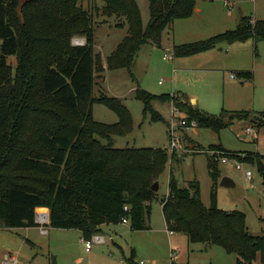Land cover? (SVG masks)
Here are the masks:
<instances>
[{
  "label": "trees",
  "instance_id": "1",
  "mask_svg": "<svg viewBox=\"0 0 264 264\" xmlns=\"http://www.w3.org/2000/svg\"><path fill=\"white\" fill-rule=\"evenodd\" d=\"M149 12L145 26L137 0H0V229L38 227V208L49 209L51 227L80 230L87 240L103 225L124 218L133 231L149 229L150 204L158 200L152 186L166 171L170 155L161 148H117L115 137L132 132L131 114L119 98L92 96L95 79L106 70L95 54V16L126 18L128 36L107 58V69L131 70L143 46L161 47L166 30L195 14L196 0H149ZM76 37L85 44L73 45ZM250 39L264 40V20L241 17L237 29L175 45L172 52L184 58ZM11 58L16 65L9 63ZM236 75L242 81L254 78L252 71ZM136 92L144 115L150 113L154 122L164 120L153 108L160 100L176 104L197 128L220 132L237 121L264 126V112L231 111L226 120L223 114L194 110L178 94ZM94 104L106 106L118 122L96 121ZM210 148L235 154L264 175V155L234 153L222 145ZM217 163L209 158L211 207L202 202L199 182L182 187L171 173L168 195L159 199L168 230L186 235L190 243L219 246L236 255L237 264L258 259L264 264V235L250 233L244 211L218 207L222 175Z\"/></svg>",
  "mask_w": 264,
  "mask_h": 264
},
{
  "label": "rangeland",
  "instance_id": "2",
  "mask_svg": "<svg viewBox=\"0 0 264 264\" xmlns=\"http://www.w3.org/2000/svg\"><path fill=\"white\" fill-rule=\"evenodd\" d=\"M137 1L147 26L150 20L149 0ZM226 1L228 0H196V8L200 13L195 14L193 19L176 21L175 29L172 27L173 29L165 31L161 47L145 45L137 55L131 70L106 69L102 77L98 75L95 79L93 98H119L132 117V132L124 137H115V146L161 148L167 150L170 155L167 169L159 180L158 200L151 202V212L147 218L150 230L133 231L129 224L123 223L102 226V231L93 237L101 234L107 242L94 243L92 249L87 251L85 243L81 241L84 236L80 230L53 228L49 223L45 226L47 234H42L39 226L21 231L0 229V255L14 253L20 264H53V258H56L57 264H237L236 255L228 254L219 246L190 243L184 234L171 236L174 241L170 244L159 199L167 197L168 181L172 173L182 187L193 181L199 182L202 202L211 207L212 179L208 162L209 158H212L213 149L210 146L222 145L226 150L239 154L264 155V126L251 121H237L220 132L199 127L188 130L179 127V123L188 118L187 114L176 104L175 107L172 106L173 102H153L154 110L164 119L154 122L150 113L144 115V104L136 97L138 89L153 96L186 93L189 97L199 100V105L191 104L194 110L198 109L216 117L223 114L226 120L230 118L228 112L231 111L264 112V40L257 43L253 40L238 43L234 45V49H229L228 45L222 47L221 51H218L223 60L219 63L220 71L208 72L210 75L182 72L185 66L177 65L175 57L172 61L164 60L166 54H173L172 48L175 45L206 40L225 31L237 29L241 17H250L253 21L264 20V0H229V6ZM101 5L102 2L99 6ZM95 22L97 25L94 47L107 64V58L128 36L129 27L125 17L109 18L101 13L95 16ZM76 39L84 38H74L72 43L75 46ZM236 51L244 54V61L228 62L227 57ZM9 63L16 65V60L11 58ZM240 64L254 65L257 69L259 93L252 102L240 100L239 97L231 98L238 94L243 82L239 79L231 80V74L234 73L232 68ZM248 70L254 72L252 69ZM233 82L235 85L231 87ZM182 98L188 100L183 96ZM174 109L176 112L172 113ZM93 113L98 122H118L117 115L102 104H94ZM248 127L254 128L257 139L247 134ZM174 129L176 132L173 135ZM173 136L181 140L182 149H170ZM262 162L264 164V159ZM217 164L222 177H230L236 185L235 188L219 187L218 207L229 212L238 209L244 211L250 233L255 236L264 235V175L256 166L244 164V170L239 171L230 165H222L219 162ZM246 171L252 172L251 180L247 179ZM40 211L45 210H37L38 213H41ZM47 212H50L49 209ZM178 248V259L173 263L171 251ZM254 264L262 263L258 259Z\"/></svg>",
  "mask_w": 264,
  "mask_h": 264
},
{
  "label": "crops",
  "instance_id": "3",
  "mask_svg": "<svg viewBox=\"0 0 264 264\" xmlns=\"http://www.w3.org/2000/svg\"><path fill=\"white\" fill-rule=\"evenodd\" d=\"M227 3V1H226ZM225 3V4H226ZM227 6H229V4L227 3L226 4ZM200 13V10H198L196 8V12L195 14L198 15ZM194 14V15H195ZM193 15V16H194ZM193 16L189 19H193ZM183 20H187V19H183ZM181 20V21H183ZM180 21V20H178ZM176 23V22H175ZM174 27H175V24H174ZM175 29V28H174ZM252 40V39H250ZM248 40V41H250ZM247 41V42H248ZM181 42V41H180ZM238 43H245V42H237V43H233V44H228V43H221L219 44L217 47H215L214 49L212 50H209V51H205L203 53H199V54H196V55H193V56H190V57H184V58H176L177 59V65H181V66H185L184 68V71L182 72H190L189 74H192V75H195V74H198L200 73L201 75L202 74H209L208 72H212V71H220L219 68H221V66H219V63H221L220 61H223L218 53V51H221V48L222 47H226L228 45L229 49H234L233 47H235L234 45L235 44H238ZM180 44V43H179ZM181 45V44H180ZM174 47V46H173ZM173 50V48H172ZM96 52V50H95ZM95 54H100L101 53H98L96 52ZM102 57V55H101ZM224 58V57H223ZM244 54H239L237 51L232 53L231 55H229V57H227V61L230 62V61H236V63H239V62H243L244 61ZM12 59H15V58H12ZM231 59V60H230ZM165 60V59H164ZM174 60V56L172 59H170V61ZM102 61H103V66L105 69H107V64L104 62L103 58H102ZM166 61V60H165ZM262 67H263V71H262V75H264V62L262 63ZM248 69H252L254 70L253 74H254V78L253 80H250V81H243L241 83V88H239V92L238 94H234L233 96H231V98L233 99H236L237 97L240 98V100H245L246 102H252V100H254L258 93H259V90H258V79H259V76L257 75V69L256 67L253 65V66H249V65H238L237 67H234L232 68V71L234 73L232 74H236L237 72H243V71H251V70H248ZM177 71H175V75H176ZM188 74V73H187ZM177 77V76H176ZM178 77L176 78V81H177ZM232 81L236 80V79H231ZM234 82L231 84V87H234ZM264 91V90H263ZM263 91H260V92H263ZM175 94H178L179 96H183L184 98H187L188 100H190V103L193 104V105H199V100L197 101L194 97H189L186 93H175ZM166 95V94H165ZM170 102V101H169ZM171 103V102H170ZM173 106V105H172ZM231 108H236V107H231ZM173 110V108H172ZM183 112V111H182ZM257 112V111H256ZM173 113V111H172ZM221 181V180H220ZM221 187V186H220ZM224 188V187H223ZM151 205V204H150ZM161 208H162V205H161ZM37 210H47V208H38ZM37 212V211H36ZM162 212H163V209H162ZM50 214V212H49ZM164 216V215H163ZM165 219V218H164ZM50 223V222H49ZM146 223H147V218H146ZM110 226L112 224H105L103 226ZM130 225V224H129ZM165 225H166V229L168 231V227H167V223L165 221ZM147 226H148V230L146 231H149L150 230V226L148 225L147 223ZM40 227V226H39ZM32 228V227H30ZM30 228H18V229H11V230H16V231H21V230H29ZM177 235V233H174L172 235L169 234V231H168V238L170 240V244L171 242H173V237L171 236H175ZM100 236H103L100 234ZM106 239V238H105ZM107 242V240H106ZM5 254H12V255H16L14 253H3L2 255H0V264L2 262V259H3V256ZM177 262V261H176ZM177 264V263H176ZM179 264V263H178Z\"/></svg>",
  "mask_w": 264,
  "mask_h": 264
},
{
  "label": "built area",
  "instance_id": "4",
  "mask_svg": "<svg viewBox=\"0 0 264 264\" xmlns=\"http://www.w3.org/2000/svg\"><path fill=\"white\" fill-rule=\"evenodd\" d=\"M75 44L77 46L84 45L85 44L84 39H76L75 40ZM172 58H173V54L172 53L171 54H166L164 56L165 60H170ZM231 79H238V77H237L236 74H231ZM170 95L174 96L175 94H170ZM173 106H174V104H173ZM173 112H176V109H174ZM179 127L186 128L188 130H193V129L197 128V123L194 122V121L193 122H189L188 118H187V119H183L179 123ZM253 129H254L253 127H248L246 129V132H247V134H250L252 136V138L257 139V136H256V134H255ZM175 132H176V130L174 129L173 130V135L175 134ZM181 147H182L181 146V140L178 137L173 136V139H172V141L170 143V149H172L174 151L175 149H180ZM186 151H188V150H186ZM212 157H213V159H215L216 161H218L222 165H230L231 167H233V168H235V169H237L239 171H243L244 170V167H243L244 163L239 161L238 158H237V155H235V154H227V153L221 152V151H213ZM246 177H247L248 180H251L252 177H253L252 172L251 171H246ZM125 211H129V208L127 206L125 207ZM36 221H37V223L40 226L41 233L42 234H47L48 230L46 229L45 226H47L48 223L50 222V214L48 212L45 213V214L36 212ZM122 223L123 224H130V220L127 219V218H124ZM168 231H169L170 235L174 234L173 231H170V230H168ZM81 241L83 243H85L87 251H90L92 249V246H93L94 243H97V244L106 243L105 237L104 236H100V235H96V236L92 237L90 240H87V239L83 238ZM171 253H172L171 254L172 255L171 258L173 259V263H174L178 259V255L180 253V249L179 248L177 250L172 249ZM1 264H20V262H19V259H18L17 255L5 254L3 256ZM140 264H145V263L141 262Z\"/></svg>",
  "mask_w": 264,
  "mask_h": 264
},
{
  "label": "water",
  "instance_id": "5",
  "mask_svg": "<svg viewBox=\"0 0 264 264\" xmlns=\"http://www.w3.org/2000/svg\"><path fill=\"white\" fill-rule=\"evenodd\" d=\"M220 186L224 187V188H235V183L232 181V179L228 176H224L222 177L221 181H220ZM160 189L159 183L156 182L153 186H152V190L155 192H158ZM53 264H57L56 262V258H53Z\"/></svg>",
  "mask_w": 264,
  "mask_h": 264
},
{
  "label": "bare ground",
  "instance_id": "6",
  "mask_svg": "<svg viewBox=\"0 0 264 264\" xmlns=\"http://www.w3.org/2000/svg\"><path fill=\"white\" fill-rule=\"evenodd\" d=\"M40 212L45 214V213H47V210H45L44 212H42V211H40Z\"/></svg>",
  "mask_w": 264,
  "mask_h": 264
}]
</instances>
